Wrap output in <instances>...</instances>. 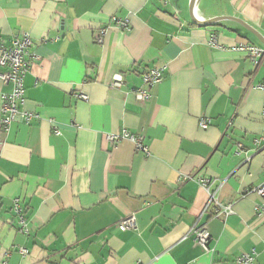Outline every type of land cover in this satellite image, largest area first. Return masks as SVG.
<instances>
[{
    "label": "crops",
    "instance_id": "obj_1",
    "mask_svg": "<svg viewBox=\"0 0 264 264\" xmlns=\"http://www.w3.org/2000/svg\"><path fill=\"white\" fill-rule=\"evenodd\" d=\"M229 2L264 31V0ZM111 16L129 28L97 44ZM24 32L21 109L35 117L0 125V264H234L251 248L264 264V197L250 192L264 173V66L232 49L246 37L190 23L169 0H0V43ZM155 64L163 79L141 102ZM10 91L0 80V106ZM123 129L148 151L106 141ZM216 201L232 212L214 216ZM128 215L137 226L122 231ZM202 225L209 251L193 241Z\"/></svg>",
    "mask_w": 264,
    "mask_h": 264
},
{
    "label": "built area",
    "instance_id": "obj_2",
    "mask_svg": "<svg viewBox=\"0 0 264 264\" xmlns=\"http://www.w3.org/2000/svg\"><path fill=\"white\" fill-rule=\"evenodd\" d=\"M129 25L128 18H118L116 16H111L108 23L98 29L95 36V42L97 44H102L104 35L109 29H127L129 28ZM207 43L211 46H218L215 37H211ZM31 44L32 40L29 34L26 32H24L19 38H16L12 42L11 46H5L4 44L0 43V80L3 83L11 85V91L9 93L3 94L2 104L0 106V125L4 128H7L12 122H17L18 120L28 123L33 119V117H35L33 113L21 109V105L25 101L24 76L28 71V66L24 59V53ZM232 49L243 52L255 67H258L262 64L264 66L263 48L251 43L241 42L233 46ZM164 69L165 64H155L141 74V86L134 90L135 96L139 101H146L150 97L149 89L153 85L162 81ZM108 83L110 86L120 87L125 83L123 74L115 73ZM260 87L264 90V83L260 85ZM76 96L81 100H88V96L84 92H78L76 93ZM261 114L264 117V98L261 107ZM209 123L210 120L205 117H201L198 122L199 127L202 129H206ZM105 139L111 144L122 139H127L133 142L136 148L142 150L143 152L148 151L147 145L143 142V137L134 135L127 129H123L118 133L105 134ZM238 147H240V145ZM250 192L255 193L259 198L264 197V173L262 182ZM215 206L216 208L214 211V216L225 218L232 212L230 204H222L216 201ZM254 210L258 218H264L263 205L255 204ZM13 211L18 216L19 222L21 224L23 208L21 207L20 201L18 199H16L13 204ZM117 226L122 231L135 229L137 224L134 215H128L121 218L117 222ZM192 235L195 244L199 245L206 251L210 250L208 248L210 236L205 225L198 227L194 226L192 229ZM21 252L25 253V250H21ZM255 255V249L251 248L247 252H243L238 255L235 258L234 264H254Z\"/></svg>",
    "mask_w": 264,
    "mask_h": 264
},
{
    "label": "water",
    "instance_id": "obj_3",
    "mask_svg": "<svg viewBox=\"0 0 264 264\" xmlns=\"http://www.w3.org/2000/svg\"><path fill=\"white\" fill-rule=\"evenodd\" d=\"M184 20L198 25L219 24L264 49V31L232 8L229 0H169Z\"/></svg>",
    "mask_w": 264,
    "mask_h": 264
}]
</instances>
